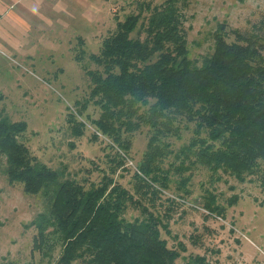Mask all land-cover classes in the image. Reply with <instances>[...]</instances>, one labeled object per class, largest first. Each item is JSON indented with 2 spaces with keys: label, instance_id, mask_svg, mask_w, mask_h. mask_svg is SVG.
<instances>
[{
  "label": "trees",
  "instance_id": "obj_1",
  "mask_svg": "<svg viewBox=\"0 0 264 264\" xmlns=\"http://www.w3.org/2000/svg\"><path fill=\"white\" fill-rule=\"evenodd\" d=\"M137 4L139 11L118 18L98 52L88 54L98 66L83 63L90 95L77 100L76 112L66 118L72 134L81 137L88 127L79 116L91 102L100 109L99 116H87L96 128L92 140L99 133L112 140V165L100 181L85 185L63 179L19 140L25 121L0 118V164L6 158L9 182L49 198V206L32 221L37 229L32 251L44 264H210L200 253L179 263L186 244L172 247L162 235V229L171 233L178 202L167 198L166 213L155 211L171 175H180L178 188L186 192L198 167L210 170L212 183L229 174L242 182L257 180L264 188V18L247 32L219 22L212 51L193 55L180 0ZM84 45L81 39L76 53L81 62ZM141 130L148 142L132 191L114 173L125 167L132 136ZM188 134V142L174 148L173 139ZM171 155L175 161L166 167ZM238 200L235 194L228 203ZM130 204L140 210L132 219L125 215ZM203 207L209 215H226L211 189Z\"/></svg>",
  "mask_w": 264,
  "mask_h": 264
},
{
  "label": "rangeland",
  "instance_id": "obj_2",
  "mask_svg": "<svg viewBox=\"0 0 264 264\" xmlns=\"http://www.w3.org/2000/svg\"><path fill=\"white\" fill-rule=\"evenodd\" d=\"M10 1L0 0V118L25 121L27 128L18 135L19 140L63 179L75 178L85 185L98 182L110 170L108 154H113L109 137L99 133L100 138L92 140L96 128L91 118L99 116L100 109L91 102L79 116L88 127L81 137L72 134L66 118L76 112L77 100L90 95V78L83 63L98 66L88 54L98 52L118 18L139 11L137 2L141 0ZM144 1L159 5L165 0ZM181 5L193 55L212 51V34L219 22L247 32L264 18V0H180ZM81 39L87 54L82 62L76 58ZM188 139L189 134L173 139L174 148ZM147 142L146 130L134 133L130 158L114 173L132 191L134 171ZM5 160L0 164V264H44L40 254L32 251L37 232L32 221L49 206V198L28 194L22 184L10 183ZM171 161H175L174 155L166 159V167ZM171 177L170 188L163 190L155 211L166 213L167 198L178 201L170 220L171 233L162 229V235L172 247L179 241L186 244L179 263L200 253L206 254L210 264H264V188L257 180L242 182L222 174L212 183L210 170L198 167L186 192L178 188L180 175ZM208 189L225 205V217L209 215L203 207ZM235 194L238 202L229 205ZM132 206L125 212L130 219L140 215Z\"/></svg>",
  "mask_w": 264,
  "mask_h": 264
},
{
  "label": "crops",
  "instance_id": "obj_3",
  "mask_svg": "<svg viewBox=\"0 0 264 264\" xmlns=\"http://www.w3.org/2000/svg\"><path fill=\"white\" fill-rule=\"evenodd\" d=\"M13 2H18V0H11L10 3H13ZM41 20L43 19L42 17H39Z\"/></svg>",
  "mask_w": 264,
  "mask_h": 264
}]
</instances>
